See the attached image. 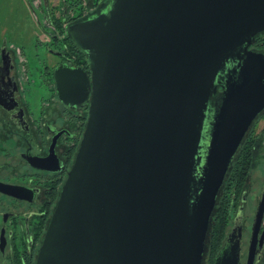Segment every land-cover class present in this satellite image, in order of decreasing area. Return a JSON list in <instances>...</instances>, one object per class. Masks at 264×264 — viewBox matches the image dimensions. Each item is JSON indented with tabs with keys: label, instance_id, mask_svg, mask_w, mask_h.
I'll use <instances>...</instances> for the list:
<instances>
[{
	"label": "water",
	"instance_id": "1",
	"mask_svg": "<svg viewBox=\"0 0 264 264\" xmlns=\"http://www.w3.org/2000/svg\"><path fill=\"white\" fill-rule=\"evenodd\" d=\"M55 71L89 116L34 264H207L217 207L264 115V0H104ZM264 192L246 264L264 244ZM259 242V247H258ZM213 264H242V217Z\"/></svg>",
	"mask_w": 264,
	"mask_h": 264
},
{
	"label": "flooded vegetation",
	"instance_id": "2",
	"mask_svg": "<svg viewBox=\"0 0 264 264\" xmlns=\"http://www.w3.org/2000/svg\"><path fill=\"white\" fill-rule=\"evenodd\" d=\"M33 1L30 4L37 9L39 29L46 38L0 37V264L35 262L90 109L89 100L65 104L57 91L55 71L60 66H82L90 73L85 55L66 28L97 10L104 0H95L87 12L80 10V1H71L67 12L53 0ZM250 48L264 51V33ZM257 124L251 133L255 149L247 179L241 182L232 177L224 189L225 198L232 197L228 202L230 218L217 251L241 215L242 264H246L264 192V132L256 130ZM259 168L263 173L258 176ZM263 230L264 219L259 239ZM255 264H264V244Z\"/></svg>",
	"mask_w": 264,
	"mask_h": 264
},
{
	"label": "rangeland",
	"instance_id": "3",
	"mask_svg": "<svg viewBox=\"0 0 264 264\" xmlns=\"http://www.w3.org/2000/svg\"><path fill=\"white\" fill-rule=\"evenodd\" d=\"M31 0H0V37L11 40L27 39L35 41L37 36L46 38L45 34L39 29L37 9L30 4ZM57 7L64 6L67 12V5L71 1L82 3V12L91 11L95 0H53ZM64 1V2H63ZM35 4L38 2L33 1ZM67 4H66V3ZM74 2V3H75ZM76 6V5H75ZM69 9V8H68ZM86 15H84L85 17ZM262 118V117H261ZM260 120V119H259ZM256 130L260 133L264 132V117L257 122ZM256 173L261 175V168Z\"/></svg>",
	"mask_w": 264,
	"mask_h": 264
},
{
	"label": "trees",
	"instance_id": "4",
	"mask_svg": "<svg viewBox=\"0 0 264 264\" xmlns=\"http://www.w3.org/2000/svg\"><path fill=\"white\" fill-rule=\"evenodd\" d=\"M251 133L245 140V143L240 151L239 157L235 162L234 167L229 175L227 184L232 177H235L236 180H240L241 182L247 179V175L250 169L252 168L253 150L255 149V146L252 143L253 140L251 137ZM231 198L232 197L230 196L226 199L223 193L221 201L217 207V213L215 216V226L212 232L210 252H209L207 264H213L215 255L221 245V242L223 241L226 235L227 227L229 224V218H230L228 202L231 200Z\"/></svg>",
	"mask_w": 264,
	"mask_h": 264
}]
</instances>
